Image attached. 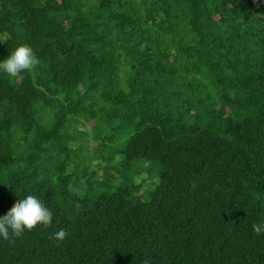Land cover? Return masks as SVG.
<instances>
[{"label":"trees","instance_id":"1","mask_svg":"<svg viewBox=\"0 0 264 264\" xmlns=\"http://www.w3.org/2000/svg\"><path fill=\"white\" fill-rule=\"evenodd\" d=\"M20 44L39 67L0 74V218L33 195L53 223L0 264H264V0H0V59ZM85 121L118 176L75 171Z\"/></svg>","mask_w":264,"mask_h":264},{"label":"clouds","instance_id":"2","mask_svg":"<svg viewBox=\"0 0 264 264\" xmlns=\"http://www.w3.org/2000/svg\"><path fill=\"white\" fill-rule=\"evenodd\" d=\"M38 67V58L24 44L18 45L5 58L0 59V74H7L10 78L31 74ZM52 223L53 212L38 197L27 195L6 216L0 218V242L8 243L10 239L20 238L38 225L48 227ZM252 229L260 235L264 233V224H253ZM53 236L57 240H63L66 231L60 229Z\"/></svg>","mask_w":264,"mask_h":264},{"label":"rangeland","instance_id":"3","mask_svg":"<svg viewBox=\"0 0 264 264\" xmlns=\"http://www.w3.org/2000/svg\"><path fill=\"white\" fill-rule=\"evenodd\" d=\"M93 126H94L93 121H85L84 123H78L73 125L70 129L72 133H74L76 136L79 137L78 141L74 142L75 146L79 145L80 139L82 137L88 139L87 148H86L88 150L86 152L87 156L81 162V166L75 167L74 169L76 172H78L83 166V164H87L89 169H92L94 166L97 168V170L95 171V175L98 176L99 180H102L106 173L115 174L116 176H118L119 174L116 172L117 170L114 167L107 168L106 162L100 159V157L96 156L95 148L97 147V143L95 140H93V134L91 132ZM114 164L115 161H113L111 165ZM133 179L135 181L143 180L145 187L150 186V181L147 179V174L145 172L138 175H134ZM81 188H83L81 187V185L75 186V190L81 191ZM85 189H87V186Z\"/></svg>","mask_w":264,"mask_h":264}]
</instances>
